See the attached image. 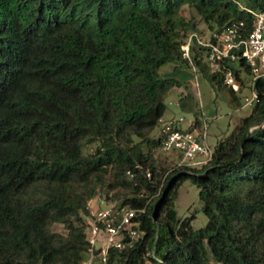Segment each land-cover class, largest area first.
Wrapping results in <instances>:
<instances>
[{
	"label": "trees",
	"instance_id": "16d2710c",
	"mask_svg": "<svg viewBox=\"0 0 264 264\" xmlns=\"http://www.w3.org/2000/svg\"><path fill=\"white\" fill-rule=\"evenodd\" d=\"M187 10L209 30L243 21L248 33L264 0H0V264H82L99 189L146 207L143 238L113 249L112 264H264V80L209 164L180 166L162 151L166 134L152 136L171 91L187 86L164 65L201 73L242 106L203 46L194 41L185 57L199 32ZM239 63L229 66L243 87L242 69H251ZM179 107L203 129L192 93ZM186 180L208 216L198 229L176 209Z\"/></svg>",
	"mask_w": 264,
	"mask_h": 264
},
{
	"label": "built area",
	"instance_id": "2783aa9c",
	"mask_svg": "<svg viewBox=\"0 0 264 264\" xmlns=\"http://www.w3.org/2000/svg\"><path fill=\"white\" fill-rule=\"evenodd\" d=\"M209 32L208 35L195 32L189 36L183 45L185 57L190 59L191 45L197 41L205 48V61L211 71L222 73L225 84L235 90H239L241 85L229 64H236L239 59L251 69L254 83L264 80V10L255 13L253 28L248 33H245L243 21L228 25L220 31ZM257 97L254 90L249 104L252 105ZM179 122L172 121L164 126L166 136L162 151L178 154L180 166L202 167L209 164L214 150L207 143L208 126L204 124L200 130L195 121L188 127L183 126V119ZM112 194V191L107 193L99 189L88 204L86 236L89 251L82 264H112L110 254L113 249L131 248L144 236V231L139 229L140 221L137 217L146 211V207L131 208L123 205L111 199ZM148 255L155 257L156 253L149 251Z\"/></svg>",
	"mask_w": 264,
	"mask_h": 264
},
{
	"label": "rangeland",
	"instance_id": "374dc122",
	"mask_svg": "<svg viewBox=\"0 0 264 264\" xmlns=\"http://www.w3.org/2000/svg\"><path fill=\"white\" fill-rule=\"evenodd\" d=\"M186 15L190 18H194L198 22V33L209 34L208 26L200 19V17L191 10L186 11ZM237 67H240V63H236ZM171 71V65L167 64L161 67L160 72L164 75H168ZM242 78L244 79L243 87H240L239 96L241 97L242 106L236 107L231 102V95L227 87L214 88L208 91H204V99L206 101V108L201 105L200 97L197 102L199 103L203 113L207 129V143L211 148H214L216 144L223 138H225L240 121L241 118L250 115L253 104H249V101L254 96V78L252 74L242 70ZM181 97L179 91L171 93L167 98L168 109L160 121L159 125L153 131L152 136L158 138L163 128L167 123L179 122L184 120L183 126L188 127L195 121L193 113L182 112L177 102ZM255 102V101H254ZM180 123V122H179ZM95 146H90L86 149L87 152H94ZM200 168V167H199ZM201 189L194 184L191 180H186L179 189V196L176 201V209L180 218L192 217V225L195 229L204 227L208 222V216L203 211V204L200 199ZM55 229L57 231L65 232L63 225L56 224Z\"/></svg>",
	"mask_w": 264,
	"mask_h": 264
},
{
	"label": "crops",
	"instance_id": "0c3cea01",
	"mask_svg": "<svg viewBox=\"0 0 264 264\" xmlns=\"http://www.w3.org/2000/svg\"><path fill=\"white\" fill-rule=\"evenodd\" d=\"M168 75L176 77L180 81L187 84V86L175 87L171 91V93L177 90L181 93V97L182 95H186L187 93H192L195 96L196 100L198 99V97H200L201 105L205 110L206 101L204 99L203 92L211 90L212 87L209 81L206 78H204V76L201 73H198L195 70H188L182 68L179 65H171V71L168 73ZM177 104L179 106V101L177 102Z\"/></svg>",
	"mask_w": 264,
	"mask_h": 264
}]
</instances>
